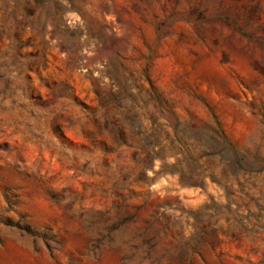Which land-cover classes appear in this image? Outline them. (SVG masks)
Masks as SVG:
<instances>
[{
  "label": "rangeland",
  "instance_id": "374dc122",
  "mask_svg": "<svg viewBox=\"0 0 264 264\" xmlns=\"http://www.w3.org/2000/svg\"><path fill=\"white\" fill-rule=\"evenodd\" d=\"M0 264H264V0H0Z\"/></svg>",
  "mask_w": 264,
  "mask_h": 264
}]
</instances>
